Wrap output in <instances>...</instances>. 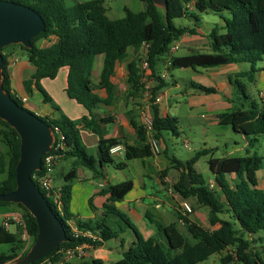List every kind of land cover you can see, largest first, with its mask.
<instances>
[{
  "label": "trees",
  "instance_id": "1",
  "mask_svg": "<svg viewBox=\"0 0 264 264\" xmlns=\"http://www.w3.org/2000/svg\"><path fill=\"white\" fill-rule=\"evenodd\" d=\"M29 7L42 18L45 29L42 33L31 39L30 48L22 45H10L19 48L26 54L27 62L34 68L30 80L24 86L33 85L42 96L44 103H50L52 109L58 112L56 118L39 117L48 124L54 132L55 141L49 154L56 153L59 160L72 159V168L64 176V184L53 192L59 195L62 216L56 211V205L45 193L51 210L61 221L68 242L59 246L46 257L32 263L59 264L65 252L73 250L79 245L87 244L98 248L104 242L118 239V231L112 230L108 219L115 216L120 219L134 234V240L123 251L122 258L114 264H203L211 255L226 253L221 256V264H264V259L251 248L252 243L261 239L247 240L243 234L234 228L235 224L248 235L264 232V189L258 187L257 172L264 169V157L250 155L212 158L207 161L208 168L214 175V188L210 189L193 165L200 156L212 153V150H201L190 160L181 163L173 160L177 168H182L179 180L174 184L173 190L183 199L193 198L198 207L208 208V228H199L192 224L180 213L177 218L188 225V231L196 240L190 244L179 231L176 223L162 225L156 223V229L163 234L166 246L154 238H143L134 228L126 215L118 211L116 204L131 191L133 183L126 180L109 185L102 191L107 196L103 205V215L100 219L75 220V227L79 231L89 230L98 238L96 241L82 236L74 237L70 223L69 204L71 199V186L76 178V167L85 168L97 176H103V169L114 160L110 150L115 146H122L129 159H143L153 155L145 128L134 118L128 122L139 137L136 145L127 144L123 138H101L97 143V157L87 151L82 141L80 129L89 130L96 134L94 111L100 106H110L115 101L114 86L110 78L114 74L115 64L127 57L129 49H145V61L158 85L151 89L150 103L159 91L168 85L158 74L157 66L162 63V56L169 53L170 46L184 35H197L199 17L197 13L207 10L229 12V18L224 19V33L213 28L207 35L210 53H193L186 56H170L167 70L175 69H209L238 63H248L249 72L240 74L241 78L254 81L256 65L264 58V0H166L167 11L157 8L151 0H141L146 4L142 12L133 13L125 11L121 19L111 20L106 16V10L101 1L94 0L67 6L64 0H7ZM192 2V4H191ZM190 6V7H188ZM191 17L195 20L193 27H177L175 19ZM53 38L55 39L53 41ZM42 41L46 46H40ZM8 46L0 50L3 57L2 87L4 91L22 108L23 102L11 91L8 59L11 49ZM7 50V55L4 51ZM102 56V68L98 82L92 81L94 59ZM142 59L132 60L128 66L127 84L133 91L130 97H136L143 92V85L139 84L141 78ZM167 63V62H166ZM67 67V86L65 89L69 99L74 100L88 112L87 116L72 120L63 115L51 97L41 85L43 79L53 80L61 68ZM235 92L247 102V109L235 108L229 112L217 115L220 125L229 126L235 133L247 140L252 146L259 135H264V104L258 105L250 100L246 87L240 79L231 80ZM204 93H213V88H205L193 84ZM25 87V88H26ZM96 89L105 90L107 96L101 98L95 93ZM152 138L161 143L163 134L170 132L173 137L180 135L177 118L161 115L154 107L151 108ZM34 114V113H33ZM113 117L102 118L104 124L113 122ZM60 137L63 139L60 140ZM62 142L63 147L55 150L56 145ZM0 143L6 149L0 150V194H6L15 189V167L19 159L20 139L8 124L0 120ZM248 151V149H246ZM120 167L121 164H116ZM34 172L32 176L40 174ZM233 178L229 181L228 177ZM188 178V184L184 178ZM36 185L37 183L34 182ZM14 205L21 210V218L25 224L29 237V245L21 238V226L11 219L6 223L15 224L17 234L7 231L5 226L0 227V244L14 245L11 254H0V264H6L18 257L24 256L37 236L35 219L20 204L0 202V206ZM227 216L223 219L221 216ZM121 232L123 230H120ZM122 243V240L120 239ZM123 244V243H122ZM16 249H20L18 255ZM63 264H101L100 260L90 262L63 263Z\"/></svg>",
  "mask_w": 264,
  "mask_h": 264
},
{
  "label": "crops",
  "instance_id": "2",
  "mask_svg": "<svg viewBox=\"0 0 264 264\" xmlns=\"http://www.w3.org/2000/svg\"><path fill=\"white\" fill-rule=\"evenodd\" d=\"M197 33V35L193 36L184 35L177 42H174L177 47L176 49L185 46L192 52L195 50L194 47L198 46L199 43L203 46L209 45L207 40L208 34H204L198 28ZM54 40L53 38V41ZM45 44L46 42L42 41L40 46H44ZM8 53L10 54L8 59V71L10 74L11 91L26 103L28 98L24 94L26 93L24 83L30 80L34 73V68L27 62L26 54L21 49L17 47L11 48ZM136 58H141L143 64L145 61L143 47L137 51L129 49L127 57L123 61L115 64L114 74L110 78L114 86L115 101H113L110 106H100L94 111L96 134L86 129H80L81 138L87 147V151H89V147L95 148V153L92 154L93 157H97V143L101 138H123L129 145L138 144L139 137L129 124L128 119L134 118L139 124L145 127L144 120L151 119V108L154 107L161 115L177 118L180 127V135L176 138H183V147L189 151H193V155L187 160H177L172 156L171 161L172 163L173 160L185 163L201 150H212L211 154H213L220 146L227 149L228 142L233 135H240L235 133L231 127V130H228L226 128L227 126L220 125L217 118V115L220 113L229 112L235 108L246 109L247 107L246 100L235 92L231 80L240 79L244 85L245 83L250 85L255 84L259 99L261 103L264 104V58L257 63L256 72L253 76L254 81L251 83L247 78L240 77V74L250 71L251 66L248 63H238L209 69H181L188 73L189 76L186 79H180L181 82L178 79H170L167 81L166 62L168 59H165V61L161 63L165 72L162 73L158 71V74L161 77L164 76L162 78L168 85L158 92L152 103L149 101L151 98L150 91L158 85V82L152 77L150 70L142 71V67L139 84L143 85V92L134 98L130 97L133 91L127 84V66ZM101 68L102 58L97 56L94 59L92 69V81L95 84L98 82ZM67 73V67L61 68L55 79L49 82H47L49 79H43L40 83L51 97L52 101L59 107L61 113L69 119L76 120L83 116H87L88 112L81 105L67 97L65 92L67 86ZM193 84L205 88H213L215 92L204 93L198 90ZM31 87L34 86H29V88ZM95 93L101 98L107 96L103 89H96ZM247 96L250 100L256 101L255 98H251L248 94ZM110 116L113 117V122L104 124L100 121L102 118ZM240 136L244 141L243 148L246 154L247 152L250 154L251 151L249 149L246 151V149L253 147L254 144L252 146L247 145V140L242 135ZM161 140L160 146L163 148L162 154H164L167 151V146L163 137ZM123 152L125 153L124 148L111 154V157L113 159L114 157L124 159L125 154H123ZM233 152H237V150L233 149L229 154ZM211 154L208 155L213 158ZM226 157L233 156L226 155ZM150 158L154 160L155 166L158 167V172H156L158 173V181L154 184L152 183L153 186L147 185L146 179L149 180L150 176H148L146 172L141 173L137 180L131 179L133 187L123 200L116 204L118 211L126 215L132 224L134 223L133 221H135L136 225H139L142 233H138L145 239L154 238L157 242L166 246L165 237L157 231L156 223L162 225L176 223L177 228L185 238L186 236L190 238V240L187 241L190 244H194L196 240L188 231V225L182 223V221L177 218V214L180 213L185 216L182 203L186 202L192 209V212L187 217L190 222L199 228L207 229L208 208L198 207L193 198L183 199L173 190L174 184L179 180L180 174L183 171L182 168L178 169L175 163L170 167L171 169L168 167L162 169L159 166V156L152 155L143 159L133 160H140L144 168L145 164L148 163L147 160ZM68 160H70L71 164L73 163L72 159ZM62 161L64 160H59L56 166ZM126 161L125 159L123 162L119 161L118 164H121V166L115 167V169L123 170L127 168ZM75 170L76 178L72 182L71 199L68 210L70 212L71 219L69 221L71 225H75L74 222L76 219H100L104 212L103 205L107 200V196L102 195V191L107 186L111 185L107 179L108 174L106 173L105 167L103 169V176H97L89 170L86 172L85 168L82 167H76ZM256 174H258V172ZM227 177L229 181L233 178L231 175ZM184 181L189 186L187 177L184 178ZM210 182L216 185L215 181L210 179L207 182L208 185ZM7 207H13L11 208L12 211L0 212V217H3L5 220L21 217V213L14 208V205H8ZM150 208H154L156 211L171 210L175 213L176 220L169 223H164L156 219L151 220L148 217L151 216ZM14 222L17 224L16 221ZM15 224L13 225L16 227ZM133 226L136 229L134 224ZM5 227L6 229L9 228L6 222ZM180 227H182V229ZM130 233L131 236L129 239L126 240L122 238L123 244L120 242L119 246L115 248L105 247V242L101 247H98V250H94L95 248L87 246L84 253L85 256L82 260L69 263L89 262L88 259H91L92 261L100 260L101 264H114L122 258L123 251L126 250L134 240L133 232L131 231ZM23 240L25 239L23 238ZM92 254H94V256ZM63 263L65 262L61 259L60 264Z\"/></svg>",
  "mask_w": 264,
  "mask_h": 264
},
{
  "label": "rangeland",
  "instance_id": "3",
  "mask_svg": "<svg viewBox=\"0 0 264 264\" xmlns=\"http://www.w3.org/2000/svg\"><path fill=\"white\" fill-rule=\"evenodd\" d=\"M67 6H74L78 3L88 2V1H94V0H64ZM101 1L102 6L106 10V16L111 20L121 19L125 16V11L129 10L133 13L142 12L146 9V4L142 2L141 0H99ZM192 4V2H191ZM190 7V6H188ZM197 16L199 17L198 21V29L202 31L204 34H209L213 28H218L220 33H224V19L229 18L230 14L228 11L223 10L221 12H216L212 10H207L203 13H197ZM174 25L177 27H193L195 20L191 17H184L175 19L173 21ZM208 43L209 39L207 37ZM47 44V42H46ZM46 44L44 46H46ZM174 44V43H173ZM175 45V44H174ZM43 46V45H42ZM176 46V45H175ZM11 48L10 46H8ZM194 51L190 52L187 47L181 46L178 49H176L173 53H167L162 56V61H165V59H168L170 56H186L193 53H210L211 48L210 45L203 46L199 43L198 46L194 47ZM7 50L4 51V53L7 55ZM145 53V49H144ZM146 54V53H145ZM99 58H102V56H99ZM96 65V63H95ZM142 67V65H141ZM158 71L165 72V69L162 67L161 63L157 66ZM95 70V69H94ZM142 71H144L142 69ZM167 74V81L170 79H178L180 82V79H186L189 75L188 73L182 71L181 69H175V70H166ZM48 80L47 82H49ZM246 85V93L251 97L255 98L258 105H261V100L259 99L258 90L256 89L255 84H248ZM26 87V86H25ZM26 97L28 98L27 102H23V107L27 109L28 111L36 114L39 117H53L56 118L58 116V112L54 111L52 109V106L50 103H44L42 100L41 94L38 92V90L35 87L28 88V86L25 88ZM260 92V91H259ZM47 93V92H46ZM54 103V102H53ZM55 104V103H54ZM56 105V104H55ZM57 106V105H56ZM248 107H246L247 109ZM111 128V127H110ZM228 130H231L229 126L226 127ZM163 138L165 140L167 151L162 154L163 148H160V152L154 156H159V166L160 168H165L173 166L174 163H172L171 158L172 156L175 157L177 160H187L193 155V151H189L183 147L182 139L183 138H176L173 137L170 132H166L163 134ZM191 141V140H190ZM192 143V142H191ZM236 143V144H235ZM244 141L242 140V137L240 135H233L231 140L228 142V148L225 149L223 146H220L216 151H214L213 158H222L223 156L226 157V155L231 156H245L246 152L243 148ZM6 147L0 143V150H5ZM233 149L237 150V152H233L229 154L230 151ZM251 152V155H257V156H263L264 157V135H259L257 137V141L254 143L253 147L247 148ZM88 153L93 154L95 153V148L89 147ZM125 154V161L127 163V168L123 170L115 169V163L118 164L119 161L123 162V158L119 159L117 157H114V163L113 164H107L105 165L106 173L108 174L107 179L109 181V184L114 185L126 180H131L137 178L141 175V173L146 172L148 173V176H150V179H146L147 185L154 184L157 180L158 167L155 166V162L152 158L148 159L144 166L142 167V163L140 160H133L128 159L126 153ZM162 154V155H161ZM211 157L210 155H204L200 156L198 160L196 161V164L194 165L195 171L201 175L203 180L206 184L210 180H214V175L211 173V171L208 168L207 160ZM61 161V160H60ZM149 164V165H148ZM72 168V164L70 160H64L61 163H59L53 172L52 178H53V187L55 189H59L65 182L63 179V176L70 171ZM87 172L88 170L85 169ZM258 186L261 189H264V170L258 171ZM3 176L0 175V179H2ZM153 186V185H152ZM51 201V200H50ZM13 206V205H12ZM13 207H7V206H0V212H11ZM16 210L21 213V210H19L16 206H14ZM150 215L148 216L151 220H158L164 223H169L171 221H175V213L171 210H164V211H156L154 208H150ZM56 211L59 213V215L62 216V210L59 206H56ZM69 212V211H68ZM70 215V212H69ZM147 217V219H148ZM223 219H228L227 216H221ZM6 220L3 217H0V227L5 226ZM137 231L139 233H142L139 225H136V222L133 221ZM183 223V222H182ZM17 225L21 226L22 234L20 235L21 238H25L26 234L24 232V229L22 228V225L17 222ZM108 225L112 228L114 231H118L119 238L118 239H111L109 241L105 242V247H111L115 248L119 246L120 239H126L128 240L131 236V230L126 227V225L117 217L111 216L108 220ZM9 228L7 229L8 232L12 234H17V229L13 224L8 223ZM182 229V227H180ZM234 228L239 231V234H243V237L247 240L252 239H261L257 241L256 243L251 244V248L254 252L258 253L263 259H264V232L260 231L253 235H248L246 232H244L238 224H235ZM120 230H123L122 232ZM186 234V233H185ZM187 240H190L188 236H186ZM14 245L10 243H2L0 244V254H11L13 252ZM99 248H95L94 250H98ZM18 255H20L21 250L16 249L15 250ZM82 251V252H80ZM80 251H75L73 254H65L62 259L63 262L69 263L76 260H82L85 256L84 253L86 251V248H82ZM94 252V251H92ZM98 252V251H95ZM225 252H221L219 254H213L211 255L203 264H221L220 258L222 255H224ZM94 256V254H92ZM88 261L91 263L92 260L88 259ZM41 264H49V263H41ZM60 264V263H59Z\"/></svg>",
  "mask_w": 264,
  "mask_h": 264
},
{
  "label": "water",
  "instance_id": "4",
  "mask_svg": "<svg viewBox=\"0 0 264 264\" xmlns=\"http://www.w3.org/2000/svg\"><path fill=\"white\" fill-rule=\"evenodd\" d=\"M167 11L166 0H151ZM45 29L34 10L21 4L0 0V50L10 45L30 48V41ZM3 57L0 53V120L15 130L19 139V159L15 167V189L0 194V202L22 205L35 219L37 236L27 253L6 264H32L50 253L61 243L68 242L65 229L51 210L32 174L41 169L42 157L50 152L55 141L53 129L36 114L19 106L2 87Z\"/></svg>",
  "mask_w": 264,
  "mask_h": 264
},
{
  "label": "built area",
  "instance_id": "5",
  "mask_svg": "<svg viewBox=\"0 0 264 264\" xmlns=\"http://www.w3.org/2000/svg\"><path fill=\"white\" fill-rule=\"evenodd\" d=\"M143 47L145 48L146 46H143ZM176 48L177 47L174 44H172L170 46V48H169V52L173 53L176 50ZM168 65H169V61H167V63H166V66H168ZM142 69L144 71H149V68L147 66V62L146 61L143 62ZM162 77H164V76H162ZM144 126H145L144 128H145V130L147 132V135H148V142L150 144L152 153H153V155H156V154H158L160 152L161 146H160V143H158L156 140H154L152 138V135H151L152 134L151 133L152 132L151 119H145L144 120ZM62 139L63 138L60 137V140H62ZM62 147H63L62 142H59L56 145L55 150L56 151L60 150V149H62ZM122 149H123V147L120 146V145L115 146V147H113L110 150V155L115 153V152H117V151H119V150H122ZM58 161H59V156L56 153H53V154H49V152L46 153L42 157L41 169L39 171H36V172H40L41 171V173L32 176V179H33L34 182L37 183V186L39 187V189H41L45 193L46 198H49L50 200L53 201V203L56 206L60 207L59 195L57 193L53 192V185H52L53 184L52 175H53L55 166H56ZM157 179H158V176H157ZM157 181L158 180H156V182ZM209 188L210 189L214 188V183L210 182L209 183ZM182 209H183V212H184L185 215L186 214H190L192 212L191 207L186 202L182 203ZM11 220L19 222L22 225V228L24 229V232L26 234L25 235L26 237L24 239L26 240V247H27L29 245L30 241H29V237H28V235L26 233L25 224L23 223L22 218L21 217H18V218L14 217ZM69 226L71 228V232H72L74 237L82 236V237L90 239L92 241L98 240L97 236L95 234H93L89 230L79 231L74 225H71L70 223H69ZM87 246H88L87 244L79 245L76 248H74L73 250H69V251L65 252V254H73L75 251H77V250L80 251L82 248H86ZM80 252H82V251H80Z\"/></svg>",
  "mask_w": 264,
  "mask_h": 264
}]
</instances>
